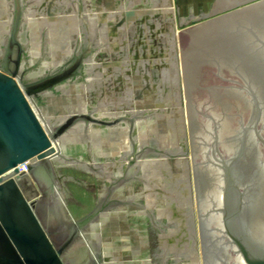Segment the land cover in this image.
Masks as SVG:
<instances>
[{"label":"water","instance_id":"obj_1","mask_svg":"<svg viewBox=\"0 0 264 264\" xmlns=\"http://www.w3.org/2000/svg\"><path fill=\"white\" fill-rule=\"evenodd\" d=\"M257 1L0 0V264H264Z\"/></svg>","mask_w":264,"mask_h":264},{"label":"rangeland","instance_id":"obj_2","mask_svg":"<svg viewBox=\"0 0 264 264\" xmlns=\"http://www.w3.org/2000/svg\"><path fill=\"white\" fill-rule=\"evenodd\" d=\"M215 1L216 0H172L176 31H181L190 28V26H194L209 20L208 18H205V16L212 11V5L215 3ZM259 1L262 0H258L257 2ZM243 7L245 6L236 7V9H242ZM236 9L229 12L236 11Z\"/></svg>","mask_w":264,"mask_h":264},{"label":"flooded vegetation","instance_id":"obj_3","mask_svg":"<svg viewBox=\"0 0 264 264\" xmlns=\"http://www.w3.org/2000/svg\"><path fill=\"white\" fill-rule=\"evenodd\" d=\"M51 203H53V202H51ZM54 204V203H53ZM70 229H71V227H70ZM71 234H72V229H71Z\"/></svg>","mask_w":264,"mask_h":264}]
</instances>
